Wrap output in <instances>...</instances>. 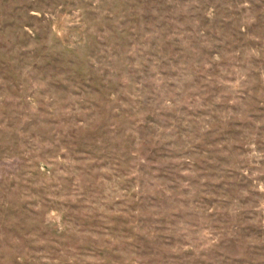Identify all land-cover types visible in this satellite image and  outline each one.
Instances as JSON below:
<instances>
[{"label":"rangeland","instance_id":"rangeland-1","mask_svg":"<svg viewBox=\"0 0 264 264\" xmlns=\"http://www.w3.org/2000/svg\"><path fill=\"white\" fill-rule=\"evenodd\" d=\"M0 264H264V0H0Z\"/></svg>","mask_w":264,"mask_h":264}]
</instances>
